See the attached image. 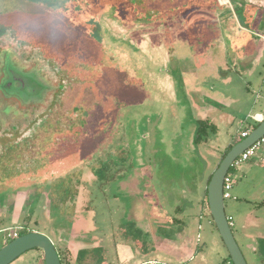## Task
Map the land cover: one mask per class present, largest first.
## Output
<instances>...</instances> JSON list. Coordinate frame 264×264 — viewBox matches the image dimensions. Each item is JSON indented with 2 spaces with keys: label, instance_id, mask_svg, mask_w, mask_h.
Segmentation results:
<instances>
[{
  "label": "rangeland",
  "instance_id": "rangeland-1",
  "mask_svg": "<svg viewBox=\"0 0 264 264\" xmlns=\"http://www.w3.org/2000/svg\"><path fill=\"white\" fill-rule=\"evenodd\" d=\"M130 3L9 5L35 60L14 50L0 57V119L11 133L33 127L0 144V178L24 185L33 199L22 201L4 227L19 222L22 231L46 236L62 264H233L206 189L228 146L264 114V55L254 64L264 48V8L259 0H196L179 16L148 19ZM34 39L55 47L56 74L37 58ZM16 75L52 88L27 100L23 87L15 90ZM199 120L217 127L201 144ZM229 175L232 232L247 263L264 264V143ZM17 200L8 196L10 208ZM63 229L72 234L71 247L99 250L77 262V252L62 245ZM4 238L0 231V250ZM12 264H45L44 254L33 249Z\"/></svg>",
  "mask_w": 264,
  "mask_h": 264
},
{
  "label": "water",
  "instance_id": "water-1",
  "mask_svg": "<svg viewBox=\"0 0 264 264\" xmlns=\"http://www.w3.org/2000/svg\"><path fill=\"white\" fill-rule=\"evenodd\" d=\"M23 84L22 93L27 100L40 99L42 83L33 76H15ZM264 138V120L250 135L233 146L212 175L207 188V197L213 222L226 246L233 264H248L232 232L225 211L224 179L233 162L247 149ZM39 249L44 254L45 264H62L53 242L44 235L29 233L5 244L0 250V264H12L26 252Z\"/></svg>",
  "mask_w": 264,
  "mask_h": 264
},
{
  "label": "flooded vegetation",
  "instance_id": "flooded-vegetation-1",
  "mask_svg": "<svg viewBox=\"0 0 264 264\" xmlns=\"http://www.w3.org/2000/svg\"><path fill=\"white\" fill-rule=\"evenodd\" d=\"M19 3H20V0H15V3H12L10 0H0V57L5 53L9 54V52L14 50L16 51L18 55H21L20 57L25 58V60L29 59L27 61H30L34 58L35 53L33 52L29 53L28 51H26L28 46H26L25 44L26 41H25V36H24V23L20 21L17 14H16V18H13V15L9 13V5H11L12 8L16 9V6H18ZM14 19L17 20L16 23L12 22V20ZM34 43H35L33 46L34 50L36 51L37 49H39L41 52L39 57L37 58L47 63L48 65L47 67H48V70L51 71V75L56 74L55 58H52L54 57L53 53H56L55 47L53 46L46 47V45L37 42L36 39H34ZM50 50H53V52L51 53ZM43 83L44 85H46V87L39 86L38 88L39 90L42 89L44 91L43 94H45L52 87L50 85H47L45 81ZM8 85L9 83L7 84V88H8ZM15 86H17L15 90H17L23 87V84L19 81V82H16ZM55 90L56 89H54L53 92L51 91L52 92L51 94H56L57 92ZM5 96H7V94ZM9 129L10 128L8 127V123H6L3 119H0V141L4 140L5 138L9 136V132H10ZM13 129L16 130L18 129V127L17 126L16 128L13 127ZM27 141L29 140L27 139L26 142Z\"/></svg>",
  "mask_w": 264,
  "mask_h": 264
},
{
  "label": "trees",
  "instance_id": "trees-1",
  "mask_svg": "<svg viewBox=\"0 0 264 264\" xmlns=\"http://www.w3.org/2000/svg\"><path fill=\"white\" fill-rule=\"evenodd\" d=\"M130 1H131L130 3L131 10H133L134 13L139 14L143 16L144 18L147 17L148 19H154L158 16L165 17V15H173V17L179 16L180 12L185 11L187 7L188 8L191 6L193 7L195 0H130ZM88 86H91V84L90 83L85 84V87H88ZM84 94H85V91L81 90L78 97L75 99L74 106H76V108H77V105L83 101ZM93 94L97 100V96L99 95H96L95 93ZM45 116H47V113L42 114L39 119H43L45 118ZM37 121L35 123H37ZM32 127L33 126L28 127L26 131L22 129H16L14 133L9 132V134L11 135L5 138L4 140L0 141V144H3L2 146H6L11 142L22 139L24 134H26V132L30 130ZM215 134H217V127L214 124H212L210 121L208 120L197 121V131H196V137H195L196 143L201 144V143L207 142L209 139V136L215 135ZM242 140L243 139H240V141ZM232 148L233 146H229L222 160L225 158L227 153ZM29 233H32V232H29V229H27L26 231L21 232V236H24Z\"/></svg>",
  "mask_w": 264,
  "mask_h": 264
},
{
  "label": "crops",
  "instance_id": "crops-1",
  "mask_svg": "<svg viewBox=\"0 0 264 264\" xmlns=\"http://www.w3.org/2000/svg\"><path fill=\"white\" fill-rule=\"evenodd\" d=\"M195 3H196V0L194 1V6H195ZM259 4L261 5V7L262 8H264V0H259ZM210 13V12H209ZM247 45L248 46H251L252 45V43H247ZM264 46V45H263ZM263 55H264V48L263 49H261V51H260V55H259V57L257 58V59H255V61H254V64H257L258 63V61L260 60V58H262L263 57ZM237 58L240 60V61H244V58H243V56H240V55H237ZM226 75V74H225ZM262 119H264V114H262ZM209 121V120H208ZM260 123V122H259ZM243 131H249V132H252V131H250V130H248V129H245V130H242L241 132H243ZM241 132H240V137H241ZM240 141V140H239ZM239 141H233L229 146H234V145H236L237 143H239ZM229 146H228V148H229ZM227 148V149H228ZM13 183H8L7 182V180H6V182L5 181H3V179L2 178H0V227L1 226H3L4 227V221L8 218V217H10V213H12L17 207H19L20 206V204L23 206H25V204H23V202L22 201H26V200H28V199H33V196H32V192L30 191L29 193H27V195L25 194V193H23L21 190H23V189H25V191H26V188H25V186L23 185V186H17V187H14L13 185H12ZM15 184V183H14ZM13 187H12V186ZM16 185H19V184H17L16 183ZM10 191H12V192H14V194H8V193H10ZM206 193H207V189H206ZM6 195H8L9 197H11L13 200H17V199H20L19 201L17 200V202H19V204L18 203H14V204H16L15 206H13V208L11 207L10 208V206H9V201H7V198H8V196H6ZM14 195H17V197H14ZM22 198V199H21ZM232 198V197H231ZM5 199V200H4ZM2 208H5V212H3L2 210ZM62 208L63 209H61V211H60V215H63V213L65 212V206H62ZM74 209V206H70L67 210H66V212H67V214H69L70 212H71V210H73ZM9 210H12V211H9ZM12 217V216H11ZM27 218L29 217V216H26ZM9 220H12V218H8ZM9 222H11V221H8L7 223H6V225L8 226V224H10ZM11 223H13V222H11ZM19 227H21V224H19V222L18 223H16L15 222V224H13L12 226H10V227H4V228H2V229H0V231H6V230H9V229H14V228H19ZM64 238L66 241H64V242H62V245H66V247H69L72 251H73V254L75 255V252H77L76 254L78 255V256H76V260H77V262L79 261V256H81V254L83 253V252H86V251H90V252H92V251H95V250H99V248H96V249H93V248H91L90 250H88L87 248H86V246H79V244H77V246L75 245V246H72L71 247V245H70V240H71V237H72V234L71 233H69V232H67L65 229H63L62 231H61V233H60V238ZM89 263H92V262H90V260H89ZM154 263H158L157 261H152V262H149L148 264H154ZM147 264V263H146Z\"/></svg>",
  "mask_w": 264,
  "mask_h": 264
},
{
  "label": "built area",
  "instance_id": "built-area-1",
  "mask_svg": "<svg viewBox=\"0 0 264 264\" xmlns=\"http://www.w3.org/2000/svg\"><path fill=\"white\" fill-rule=\"evenodd\" d=\"M264 119H261L260 123L263 121ZM251 132L249 131H243L241 132V139H245L250 135ZM264 143V138L261 139L260 141H258L256 144H254L253 146H251L249 149H247L245 152H243L232 164L231 168H237L239 167L241 164L246 163L248 161H250L253 156L255 155L257 149ZM230 168V169H231ZM230 171V170H229ZM233 180L229 175V172L227 173L225 179H224V186H223V192H224V200H228L231 199L232 195H231V191L233 189ZM228 222L230 224V226H233V218L232 217H228ZM21 228H14L13 230L9 229L4 231L5 233V238H4V243L7 244L17 238H19L21 236ZM154 264H158V263H154Z\"/></svg>",
  "mask_w": 264,
  "mask_h": 264
}]
</instances>
